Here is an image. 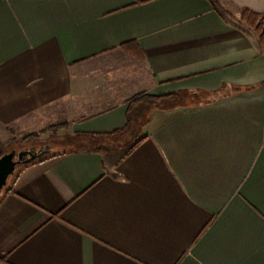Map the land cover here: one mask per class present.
Returning <instances> with one entry per match:
<instances>
[{
	"label": "crops",
	"instance_id": "crops-1",
	"mask_svg": "<svg viewBox=\"0 0 264 264\" xmlns=\"http://www.w3.org/2000/svg\"><path fill=\"white\" fill-rule=\"evenodd\" d=\"M219 5L0 0V156L61 125L135 136L21 169L0 264H264V48L240 21L264 0Z\"/></svg>",
	"mask_w": 264,
	"mask_h": 264
},
{
	"label": "trees",
	"instance_id": "trees-1",
	"mask_svg": "<svg viewBox=\"0 0 264 264\" xmlns=\"http://www.w3.org/2000/svg\"><path fill=\"white\" fill-rule=\"evenodd\" d=\"M211 6L212 8L216 9L217 11H221V7L219 5V0H206ZM240 21L245 23L246 26H248V28L252 29L254 31V33L256 34L257 38H258V43L264 48V14H255V13H252V12H249V11H243L241 13V16H240ZM122 51H124L125 53L127 54H130L131 56L135 57V58H142V50L140 49V47L138 46V44H136L135 42H130V43H126L124 45H122L121 47ZM147 99H152L151 97H148L144 94H140V95H137L135 96L134 98L131 99L130 101V107H135L137 106L138 104H141L142 101L144 102L145 100ZM66 127L64 125H61V126H56V127H53L51 129L52 132H56L60 129H65ZM123 134V131H119V132H116L112 135H108V138L109 139H112V138H115L119 135H122ZM81 136H75V138L79 139ZM85 139H87L84 143L82 141H78L79 144H81V146H89L87 149L89 150H93V151H100L102 148H105L104 150L108 151V152H111L114 150V148H110V147H103L102 146H92V144L90 145H87L88 142H96V139H99V138H93L91 137V139H89L90 137H86L84 136ZM75 151V150H73ZM67 152V151H65ZM64 152V153H65ZM63 152H60V153H56V154H49L41 159H39L38 161L34 162V163H37V162H42L46 159H49V158H53L55 156H58L60 154H62ZM33 164V163H32ZM24 167L26 166H23V167H20L16 170V172L14 173V175L9 179L8 181V184L6 186V188L3 190V193L1 195V198H0V201L2 200V198L7 195L8 193L11 192V186L14 182V180L16 179L19 171L21 169H23Z\"/></svg>",
	"mask_w": 264,
	"mask_h": 264
},
{
	"label": "rangeland",
	"instance_id": "rangeland-1",
	"mask_svg": "<svg viewBox=\"0 0 264 264\" xmlns=\"http://www.w3.org/2000/svg\"><path fill=\"white\" fill-rule=\"evenodd\" d=\"M142 103L144 102L142 101ZM137 106H140V104H138ZM139 113L143 115L145 111L141 109ZM52 128L53 127L47 129V131H42L37 134L34 133L31 135H27L23 138H21L20 136L16 137L15 139L12 140V143H10V147L7 152L13 150L17 153L19 151L31 149L32 147H36L35 150L37 151L39 149H43L47 147L50 151V154H56L64 151L70 152L73 150L87 149L89 147V146L86 147L81 146V144L78 143V141L80 140L75 138V136H73L72 134H67L66 128L60 129L56 132H52L51 131ZM112 139L114 140V142L120 141L124 143L126 141L131 142L133 139H135V136L128 133V134L119 135ZM114 142L105 143L102 140V138H100V139H96V142L93 143L88 142L87 145L92 144V146H96V147L104 145V147L115 148L116 144Z\"/></svg>",
	"mask_w": 264,
	"mask_h": 264
},
{
	"label": "water",
	"instance_id": "water-1",
	"mask_svg": "<svg viewBox=\"0 0 264 264\" xmlns=\"http://www.w3.org/2000/svg\"><path fill=\"white\" fill-rule=\"evenodd\" d=\"M50 154L49 149L43 148L35 150L33 148L15 152L10 150L0 156V198L6 188L9 179L20 167L30 165L39 159Z\"/></svg>",
	"mask_w": 264,
	"mask_h": 264
}]
</instances>
